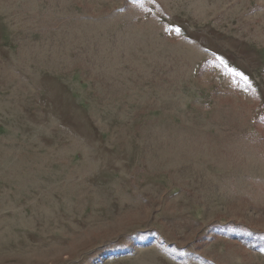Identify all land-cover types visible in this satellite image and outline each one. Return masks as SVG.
<instances>
[{
	"label": "rangeland",
	"instance_id": "1",
	"mask_svg": "<svg viewBox=\"0 0 264 264\" xmlns=\"http://www.w3.org/2000/svg\"><path fill=\"white\" fill-rule=\"evenodd\" d=\"M261 118L264 0H0V264H264Z\"/></svg>",
	"mask_w": 264,
	"mask_h": 264
},
{
	"label": "trees",
	"instance_id": "2",
	"mask_svg": "<svg viewBox=\"0 0 264 264\" xmlns=\"http://www.w3.org/2000/svg\"><path fill=\"white\" fill-rule=\"evenodd\" d=\"M264 118H261L260 121L262 122L263 126H264V122H263Z\"/></svg>",
	"mask_w": 264,
	"mask_h": 264
},
{
	"label": "snow or ice",
	"instance_id": "3",
	"mask_svg": "<svg viewBox=\"0 0 264 264\" xmlns=\"http://www.w3.org/2000/svg\"><path fill=\"white\" fill-rule=\"evenodd\" d=\"M221 59H223V58H221ZM242 75V74H241ZM245 79H247V77H244Z\"/></svg>",
	"mask_w": 264,
	"mask_h": 264
}]
</instances>
